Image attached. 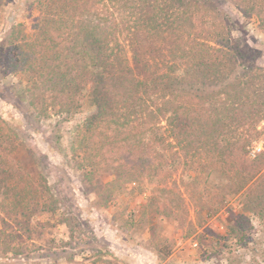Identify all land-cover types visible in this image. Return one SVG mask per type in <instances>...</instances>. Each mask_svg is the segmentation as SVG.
Here are the masks:
<instances>
[{
    "label": "trees",
    "instance_id": "obj_1",
    "mask_svg": "<svg viewBox=\"0 0 264 264\" xmlns=\"http://www.w3.org/2000/svg\"><path fill=\"white\" fill-rule=\"evenodd\" d=\"M50 2L54 15L42 14L35 25L40 61L31 73L44 78L30 77L26 88L30 103H41L38 117L56 109L62 122L80 111L77 95L86 92L93 110L71 128L69 143L81 183L92 192L102 173L124 183L121 188L178 170L194 183L203 174L219 175L235 184L232 194H247L241 210H264V144L251 154L264 135L258 129L264 65L251 62L252 49L232 34L222 10L230 3L243 16L254 15L264 32V0ZM34 178L21 162L0 164V187L9 182L20 192L6 195L17 238L32 236L37 209L54 207L47 181ZM160 191L173 194L168 187ZM205 203L207 215L218 209ZM4 249L26 264L37 254L16 245Z\"/></svg>",
    "mask_w": 264,
    "mask_h": 264
},
{
    "label": "rangeland",
    "instance_id": "obj_2",
    "mask_svg": "<svg viewBox=\"0 0 264 264\" xmlns=\"http://www.w3.org/2000/svg\"><path fill=\"white\" fill-rule=\"evenodd\" d=\"M38 1L0 0V164L21 162L36 183L46 180L54 207L37 209L32 236L17 238L6 196L16 192L14 184L0 187V264H26L22 255L5 251L14 245L37 253L29 264H264V210H241L247 194H232L235 184L226 177L203 174L194 183L178 170L121 188L124 183L102 173L99 189L92 192L81 183L84 174L69 143L71 128L93 110L86 92L77 95L80 111L62 122L56 109L38 117L41 103H30L33 95L26 88L30 77L44 78L31 75L40 61L35 25L42 14L54 15L50 0L45 6ZM222 10L231 18L232 34L252 49L251 62L264 65V32L257 18L243 16L230 3ZM260 144L263 149L264 135ZM161 187L173 194L163 195ZM207 191L209 196L203 194ZM206 200L218 208L210 215L202 211Z\"/></svg>",
    "mask_w": 264,
    "mask_h": 264
},
{
    "label": "built area",
    "instance_id": "obj_3",
    "mask_svg": "<svg viewBox=\"0 0 264 264\" xmlns=\"http://www.w3.org/2000/svg\"><path fill=\"white\" fill-rule=\"evenodd\" d=\"M261 149H262V146H261L260 143H258V144H256V145L254 146V148L252 149L251 154L254 155L255 153H257V152L260 151Z\"/></svg>",
    "mask_w": 264,
    "mask_h": 264
}]
</instances>
